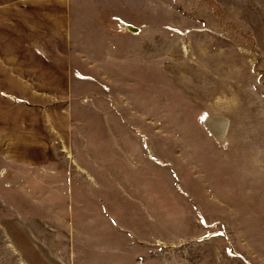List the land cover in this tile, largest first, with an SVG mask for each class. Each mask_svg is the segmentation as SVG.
Returning a JSON list of instances; mask_svg holds the SVG:
<instances>
[{
    "label": "rangeland",
    "instance_id": "rangeland-1",
    "mask_svg": "<svg viewBox=\"0 0 264 264\" xmlns=\"http://www.w3.org/2000/svg\"><path fill=\"white\" fill-rule=\"evenodd\" d=\"M137 3L58 143L0 83V264H264V0Z\"/></svg>",
    "mask_w": 264,
    "mask_h": 264
},
{
    "label": "crops",
    "instance_id": "crops-1",
    "mask_svg": "<svg viewBox=\"0 0 264 264\" xmlns=\"http://www.w3.org/2000/svg\"><path fill=\"white\" fill-rule=\"evenodd\" d=\"M137 1L0 0V83L5 88L9 84L11 90L5 93L10 98L37 106L35 113L40 115L43 130H52L56 143L61 138L59 129H72L75 112L70 100L86 93L101 94L91 78L77 77L79 68L123 64L126 46L112 17L135 26L119 16L125 3L136 12V17L128 13L132 20L154 19L152 11L138 9ZM149 33L144 31L143 35ZM50 101L54 106L48 105ZM42 144L39 140L38 145Z\"/></svg>",
    "mask_w": 264,
    "mask_h": 264
},
{
    "label": "built area",
    "instance_id": "built-area-1",
    "mask_svg": "<svg viewBox=\"0 0 264 264\" xmlns=\"http://www.w3.org/2000/svg\"><path fill=\"white\" fill-rule=\"evenodd\" d=\"M131 31H132V32H135L136 30L133 29V30H131Z\"/></svg>",
    "mask_w": 264,
    "mask_h": 264
},
{
    "label": "bare ground",
    "instance_id": "bare-ground-1",
    "mask_svg": "<svg viewBox=\"0 0 264 264\" xmlns=\"http://www.w3.org/2000/svg\"><path fill=\"white\" fill-rule=\"evenodd\" d=\"M128 27V26H127Z\"/></svg>",
    "mask_w": 264,
    "mask_h": 264
}]
</instances>
